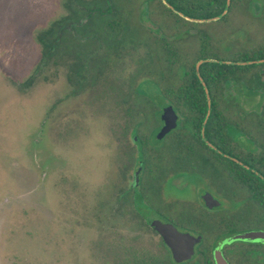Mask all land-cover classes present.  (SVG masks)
<instances>
[{"label":"rangeland","instance_id":"374dc122","mask_svg":"<svg viewBox=\"0 0 264 264\" xmlns=\"http://www.w3.org/2000/svg\"><path fill=\"white\" fill-rule=\"evenodd\" d=\"M71 1L0 0V264H133L130 260L145 255L158 264H176L151 226L134 218L135 211L148 221H169L186 232L188 220L200 211L196 200L199 186H187L186 181H195L202 190L209 188L221 196L239 190L209 169L204 170L208 173L204 177L198 172L188 173L172 137L160 146L170 165L160 164L148 143L154 123L147 119L152 117L154 106L139 102H156L157 88L141 80L132 82V67L114 51L103 57L109 61L107 65H102L103 58L97 61L102 51L94 56L85 82L78 78V72L86 57L81 61L76 53H86L90 43L80 44L72 32L65 34L68 42L64 51L70 56L58 63L42 61L38 37L55 21L71 15ZM84 1L89 4L94 0ZM116 2L129 13L127 26L138 28L136 19L142 13L143 0ZM231 7L220 20L191 24L194 21L184 17L189 23L177 21L153 3L151 18L142 26L152 36L169 42L177 63L179 58L187 65L193 63L203 38H207L209 49L229 62L225 58L231 53L252 52L264 44V21L260 23L238 4ZM80 21L84 24L87 20ZM101 24L96 20L76 35L82 38L98 33ZM65 30L70 31V26ZM143 36L136 34L138 39L147 40V35ZM163 42L154 41V48ZM100 66L101 76H96ZM256 73L257 68L248 72L250 76ZM128 83L140 88L137 90L142 97L137 96L135 102L129 100ZM240 90V94L236 89L225 91L228 94L222 100L232 99L239 105L230 106V110L246 119H257L254 113L264 118L262 98ZM243 125L250 132L249 123ZM251 127L257 133V128ZM231 135L234 141L243 140L248 152L255 149L242 134ZM139 148L148 155L142 174L146 204L137 200L132 203L134 207L118 206L122 172L126 176L122 189H126L139 163ZM241 202L242 206L235 203L242 225L252 226L250 213L255 207ZM193 260L182 264L205 263L201 255Z\"/></svg>","mask_w":264,"mask_h":264},{"label":"trees","instance_id":"16d2710c","mask_svg":"<svg viewBox=\"0 0 264 264\" xmlns=\"http://www.w3.org/2000/svg\"><path fill=\"white\" fill-rule=\"evenodd\" d=\"M98 1L99 2L94 0L88 4L84 0H72L68 3V9L71 15L60 21H55L48 30L38 37V43L43 52L42 61L53 60L58 63L61 62L65 56H70L64 51L65 44L68 42V40L65 41V34L72 32L71 36L74 37V40L77 42L80 41V44L90 43V46L86 48V53H83V55L81 52L76 53L77 58L81 61L86 57L84 64L79 63L83 65L80 66L78 72V74L80 73L78 78L81 82H85L87 80L85 74L89 72V63L95 59L94 56L102 51V55L99 54L102 57H97V61H99L108 54L111 55V51H114L116 57L124 60L126 65L132 67L129 73V79H131L132 82L141 80L149 82L152 86L157 88V96L155 97L156 102L152 100L149 101L148 99V104L147 102L144 104L141 100H139V102L146 107L154 106L152 108V117L147 119L148 121L152 119L154 123L149 132L148 143L151 149L158 155L160 164L170 165L169 159H165V155L160 148L162 143L165 142L164 140L169 137H172L175 141L176 154L182 158L180 160H184L185 162L182 165L187 164L190 158V152L192 151L196 152L198 158L204 159L202 151L206 146L203 142L201 131L207 115L208 103L206 92L197 75L196 63L207 59L216 61L223 60L221 57H218L211 48H208L209 42H207V38L206 40L203 38L198 53L193 57V63L187 65L186 61L181 58H179L180 63H177L175 50L171 49L169 42L162 37L156 38L152 36L142 25H144L146 20H150L152 11L151 5L153 3H157L160 9L174 16L177 21L182 20L183 22L189 23L179 15L181 14L184 18L194 20V23L190 22L191 24H197L195 21L209 20L221 16L225 10L227 0H145L147 5L143 4V0L142 13H140L141 17L139 15V19H136L139 20L138 24L140 26H137L138 28H133L130 25L127 26L129 13L126 9V15V13L122 11V8L117 5L116 0ZM74 3L75 5H73ZM164 3L172 9L168 8ZM231 4V6L238 4L244 7L247 13H250L251 16L260 23H263L264 0H231ZM231 6L229 7L230 10L232 8ZM144 12L149 15L145 17ZM257 13L259 15H257ZM144 17L146 19H144ZM81 18H86L87 21L82 24L80 21ZM96 20H100L103 23L98 28L100 32L91 33L82 38L76 35L81 29L88 27ZM132 21H135L134 17ZM67 26H70V31L65 30ZM136 34H139V36L143 38L144 34L147 35L146 38H148L147 40L138 39ZM204 37H206V35ZM156 40L164 41L163 44L160 45V49L154 48V41ZM128 44L130 46L129 51L127 50ZM79 48L81 49V47ZM94 48L95 51L93 52ZM174 48L177 50L175 45ZM138 57L139 59L136 61ZM225 59L229 62H255L264 60V44L252 52L244 50L233 52L230 54V57ZM139 60H141V62L140 64L138 63L136 67ZM102 61V65H107L109 62L106 58ZM100 68L101 66L98 68L96 76H101L102 72L99 70ZM252 68H257L258 73L250 76L248 72ZM199 75L206 84L211 99V113L206 123L205 137L216 146L220 147L224 152L246 162L250 156L246 157L243 155L242 157L229 149L231 142H233L231 134L238 135L246 133L249 135L250 133H254L251 126L256 127V135H254L253 139L251 137H249V139L257 145L258 155L253 159L257 160L258 166L256 168L264 175V118H260L258 113H254L257 114L255 115L257 119H251L249 117V122V120L246 119L247 117L243 118L235 111L230 110V106L233 108L239 107L236 101L232 99L222 100L223 96L226 98L229 90L236 89V93L240 94L242 93L240 89H245L246 92H244L246 95L262 98L261 115L264 117V63L252 64L251 66L205 63L200 66ZM177 80L178 83H174V81L176 82ZM128 84H130L128 93L129 100H131V102L134 100L135 102V99H138L137 96L139 98L142 97L137 90L140 88L135 87L136 83ZM225 91H228V93L225 94ZM232 98H234V96H232ZM167 100L169 101L168 103L166 102ZM167 105H171L174 108L181 120L178 122L176 130L169 133L162 140H157L156 134L162 125L160 120L162 110L160 107L163 108ZM233 116H235V120L232 119ZM243 123L246 125L249 123L250 132L245 131ZM133 133H137L135 127ZM193 139L196 140L195 143H193ZM138 144H141L140 141ZM153 144L156 146L154 147ZM139 150V161L146 164L148 155L142 148H139ZM175 157L177 158L176 155ZM231 173L236 175L233 172H230V174ZM259 186H261L260 183ZM130 200L132 201L133 198L131 197ZM132 202L134 204L136 203L135 200ZM161 242L163 247L166 248L162 240ZM145 256L132 259L130 262L133 264H158L155 260L153 261L150 258H145Z\"/></svg>","mask_w":264,"mask_h":264},{"label":"flooded vegetation","instance_id":"af4514ba","mask_svg":"<svg viewBox=\"0 0 264 264\" xmlns=\"http://www.w3.org/2000/svg\"><path fill=\"white\" fill-rule=\"evenodd\" d=\"M241 134L243 137H246V140L250 142L251 146L255 149L252 152H248L242 145L243 140H233L229 149L238 153L242 157L243 155L246 157L250 156L246 162L224 152L220 147L216 146L207 137H205L206 141L203 140V142L206 148L202 151L204 159L198 158L196 152L192 151L190 152V158L186 164L188 173L191 171L196 173L198 172L204 177L208 174L204 170L209 169L211 170L212 175L222 176V179L239 190H231L221 196V194L211 191L209 188L202 190L200 185H198L195 181H186L187 186L189 185L193 188L199 186V190L196 192V200L199 203L197 207L200 211L195 215L194 219L188 220L187 228L189 231L192 230V232L186 231L182 233H188L195 239L199 240L194 246L195 257L201 255L205 260L204 264H215L214 255L216 252H220L228 264L264 263V249H262V247H264V243L246 239V236L253 235V233L264 232V175L256 168L258 166L257 160L253 159L258 155L257 145L249 139V137L253 139L256 134L250 133V136L246 133ZM195 141L196 140L193 139V143H195ZM222 146L226 147L225 145ZM239 149H243L245 152H242ZM140 163L142 162L139 161L137 169L133 173L132 184L126 189H122L125 187L123 184H125L126 180L125 171L122 172V181L119 184L121 191L119 190L120 192H117L118 206L128 204L132 205V201L134 200L141 201L145 206V199L147 197L146 189H143L142 187L144 165L140 167ZM136 172H139V184L134 187V175ZM230 172H233L236 175L232 173L230 174ZM177 176L185 178L183 174H178ZM193 177L195 180H201V177ZM112 178L113 181H115L116 175L114 174ZM259 183L261 186H259ZM131 197L133 198L132 201L130 200ZM241 200L244 201L243 204L250 203L255 207V210H252L250 213V217L253 218V227L246 226V224L242 225V215L236 211L239 208L237 205L238 202L242 206ZM135 212L134 218L136 220L144 221V223H147L149 226H151L153 221H160L162 223H170L176 228V226L169 221H162L157 218L148 221V219L139 215L137 211ZM236 212L237 215H235ZM203 228H207V230L204 231ZM193 259L182 263H190L191 261H194Z\"/></svg>","mask_w":264,"mask_h":264},{"label":"water","instance_id":"95a60500","mask_svg":"<svg viewBox=\"0 0 264 264\" xmlns=\"http://www.w3.org/2000/svg\"><path fill=\"white\" fill-rule=\"evenodd\" d=\"M165 4V3H164ZM231 4V0H227V4L225 7L224 12L221 16L209 19V20H202V21H195V22H205V21H216L220 20L225 17L227 14L229 7ZM166 5V4H165ZM167 6V5H166ZM170 8L169 6H167ZM172 9V8H170ZM178 14L177 12H175ZM181 17H183L181 14H179ZM190 20V19H188ZM194 21V20H191ZM205 63H220V64H226V65H234V66H251L252 64H261L264 63V60L255 61V62H226V61H216L212 59L202 60L199 61L196 65V71L197 75L200 79V82L202 83L204 90L206 92L207 97V103H208V111L206 118L203 123L202 128V138L205 140V129H206V123L209 119L210 113H211V99L209 96L208 89L206 87V84L204 83L203 79L199 75V68L202 64ZM160 120L162 122V126L159 129L158 133L156 134L157 140H162L164 137H166L169 133L174 131L178 126L179 116L174 110V108L171 105H167L163 107ZM137 138H135L133 141L135 142ZM143 163H140V167H142ZM139 184V172H136L134 175V187H136ZM212 199V198H210ZM152 230L159 235V237L162 239L164 245L169 249L172 260L176 264H180L182 262L191 260L195 257V251L194 246L196 243H198V239H195L188 233H182L179 232L172 224L170 223H162L160 221H153L151 223ZM246 239L252 240V241H258L264 243V232L259 233H253V235L246 236ZM215 264H228L224 258L222 257V254L220 252H216L214 255Z\"/></svg>","mask_w":264,"mask_h":264}]
</instances>
